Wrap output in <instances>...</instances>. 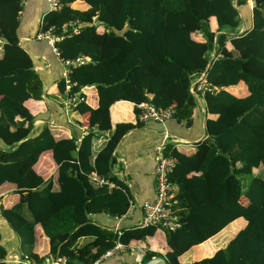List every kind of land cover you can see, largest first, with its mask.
I'll list each match as a JSON object with an SVG mask.
<instances>
[{
    "label": "trees",
    "instance_id": "obj_1",
    "mask_svg": "<svg viewBox=\"0 0 264 264\" xmlns=\"http://www.w3.org/2000/svg\"><path fill=\"white\" fill-rule=\"evenodd\" d=\"M23 3L0 0V188L12 185L18 196L10 211L21 221L15 234L24 260L95 264L119 243L146 249L142 263L162 254L167 264H179L193 247L242 219L244 227L224 248L191 264H264V0H254L251 26L241 32L238 8L245 0H59L60 9L43 15L37 33L61 38L55 48L62 62L90 59L55 87L75 99L71 110L89 116L91 127L111 132L96 155L92 129L79 141L57 139L45 125L33 133L35 118L24 103L41 100L42 83L19 45ZM202 74L204 106L213 119L205 123L206 138L191 156L164 148L176 160L169 178L180 227L113 230L92 223L91 216L119 219L128 212L129 193L111 166L121 138L140 126L137 106L172 108V119L188 121L196 107L190 87ZM239 84L246 87L243 96L230 92ZM86 88L93 89L95 110L80 94ZM118 102L131 105L138 122H117L112 129L107 114ZM46 152L56 168L44 180L34 168ZM91 173L117 188L96 186ZM37 228L47 239L44 257L32 252ZM157 235L162 253L149 247ZM5 257L0 246V264Z\"/></svg>",
    "mask_w": 264,
    "mask_h": 264
},
{
    "label": "crops",
    "instance_id": "obj_2",
    "mask_svg": "<svg viewBox=\"0 0 264 264\" xmlns=\"http://www.w3.org/2000/svg\"><path fill=\"white\" fill-rule=\"evenodd\" d=\"M77 5L78 8H83L82 5ZM238 10L241 20L239 32H241L251 26V8L246 4L239 7ZM46 12H48V7L44 0H24L17 29L19 45L30 56L34 70L38 73L42 83L41 100H28L24 103V106L35 118L33 133L37 134L45 125L49 127L57 139L74 137L76 141H79L92 129L94 130L95 139L92 142L91 152L96 155L109 139L111 132L96 131L98 130L97 127L89 125V116L81 117L76 111L71 110L72 103H70L71 100L67 99V95L57 93L55 83L61 78L66 79V67L58 56L53 53L45 40L36 38L40 21ZM93 39L96 44H100L103 40V33H97ZM211 58H213V55ZM192 85L190 92H192ZM230 92L235 96H243L247 90L243 84H239L237 87L232 88ZM80 94L86 95V102L95 110L93 89H82ZM195 100L196 107L188 121L170 119L162 123L138 122L131 105L125 102H118L112 106L107 114L112 129L117 122L132 124L138 122L140 124L121 138L114 149L113 164L111 166L112 175L125 186L136 206L119 219H112L105 215L91 216L92 223L113 230L139 225L141 220L139 204L152 202L155 198V148L159 145H169L178 153L191 156L195 152L197 144L206 138L205 123L207 120L213 119L206 113L203 97L195 98ZM72 155H75V153H72ZM55 168L51 154L46 152L41 156L34 169L45 180L52 176ZM14 192L12 185H3L0 188V246L6 252L5 264H22V260L26 256L25 249L23 250L20 240L15 234V230L21 225V221L16 214L10 211V208L18 202V196L14 195ZM244 225L245 222L242 219L234 221L211 240L193 247L178 259V263L191 264L212 257L218 249L224 248L227 242ZM89 240H85V243ZM155 241H149V247L162 253L160 249L163 243L161 236L157 235ZM78 246H81L80 240ZM32 252L40 257H44L48 253L47 239L39 228L36 229ZM155 258L166 260L162 254H160V257ZM49 260L45 258L44 264H49ZM141 263L136 252H120L100 259L95 264Z\"/></svg>",
    "mask_w": 264,
    "mask_h": 264
},
{
    "label": "built area",
    "instance_id": "obj_3",
    "mask_svg": "<svg viewBox=\"0 0 264 264\" xmlns=\"http://www.w3.org/2000/svg\"><path fill=\"white\" fill-rule=\"evenodd\" d=\"M48 7V12L59 10L61 5L59 0H44ZM249 7L252 9L254 6V0H245ZM235 2V0H234ZM75 32L76 29L74 28ZM38 40H45L53 53L58 56L55 43L61 38L54 37L49 33V30H44L39 32L36 35ZM90 62V59L85 56H79L74 60L65 61L63 65L66 67V74L69 69L82 66ZM69 87L66 86V90ZM208 84L204 80V74H202L196 81L193 83L191 91L196 99L202 97L204 92L207 90ZM215 89V88H213ZM75 99L71 100L72 106L75 103ZM140 110L138 120L141 123L146 122H157L162 123L166 120H170L173 117L172 108L167 109H157L150 104L142 103L137 106ZM165 145H159L155 148V167H154V181H155V198L152 202H144L139 204L138 208L141 213V220L139 227H154L160 228L168 232H173L180 227V224L172 216V207L176 203L175 194H174V185L170 182V174L172 173L175 167V160L164 153ZM89 179L98 187L108 185L109 187L117 188L113 183H109L104 179L99 178L95 173L89 175ZM129 209L128 211L134 208L135 202L130 197L129 199ZM118 230V229H116ZM120 252H136L141 260L142 256L146 253V249L140 246H129L124 247L123 245L116 243L113 248L109 249L104 253L101 259L112 256L115 253ZM22 264H35L27 260H22ZM51 264H67V260L63 258L55 259Z\"/></svg>",
    "mask_w": 264,
    "mask_h": 264
},
{
    "label": "water",
    "instance_id": "obj_4",
    "mask_svg": "<svg viewBox=\"0 0 264 264\" xmlns=\"http://www.w3.org/2000/svg\"><path fill=\"white\" fill-rule=\"evenodd\" d=\"M74 264H82L78 261H74ZM144 264H167L166 260L162 259V258H153L147 262H145Z\"/></svg>",
    "mask_w": 264,
    "mask_h": 264
},
{
    "label": "rangeland",
    "instance_id": "obj_5",
    "mask_svg": "<svg viewBox=\"0 0 264 264\" xmlns=\"http://www.w3.org/2000/svg\"><path fill=\"white\" fill-rule=\"evenodd\" d=\"M85 240L87 241V239L85 238V239H80V245H82V244H84L85 243Z\"/></svg>",
    "mask_w": 264,
    "mask_h": 264
}]
</instances>
